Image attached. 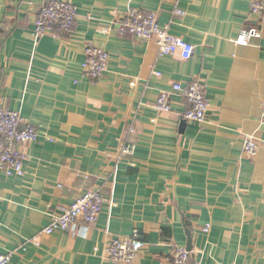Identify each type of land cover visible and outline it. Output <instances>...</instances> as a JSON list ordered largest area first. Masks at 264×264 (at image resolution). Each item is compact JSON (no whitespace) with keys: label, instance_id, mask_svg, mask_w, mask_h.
<instances>
[{"label":"crops","instance_id":"crops-1","mask_svg":"<svg viewBox=\"0 0 264 264\" xmlns=\"http://www.w3.org/2000/svg\"><path fill=\"white\" fill-rule=\"evenodd\" d=\"M46 1L0 0V109L39 130L22 148L24 175L0 171V255L123 264L107 246L139 235L133 264H174L176 248L202 264H264V13L251 8L264 0H61L77 9L74 32L37 38ZM132 9L155 14L194 48L191 58L120 36L116 22ZM254 29L260 38L236 43ZM87 45L110 55L95 83L84 76ZM195 81L210 105L202 124L183 118L186 99L173 91ZM162 92L170 113L155 109ZM91 190L104 198L95 224L42 234Z\"/></svg>","mask_w":264,"mask_h":264},{"label":"built area","instance_id":"built-area-1","mask_svg":"<svg viewBox=\"0 0 264 264\" xmlns=\"http://www.w3.org/2000/svg\"><path fill=\"white\" fill-rule=\"evenodd\" d=\"M251 8L253 14L264 13V3L254 2ZM76 10L75 5L67 1L47 0L35 19L33 35L37 38L48 35L56 39L70 35L75 30ZM116 23L118 33L122 37L129 36L145 42L154 41L159 47L162 57L180 53L183 59L188 60L194 53V48L189 43L173 36L167 27L161 26L155 14L132 9ZM2 26L0 22V31ZM260 37L261 33L255 29L243 30L236 43L247 46L252 39ZM85 56L84 76L94 83L98 82L108 69L110 55L103 49L87 45ZM156 76L161 75L157 73ZM173 91L183 95L186 99L187 110L183 118L187 122L202 124L207 120L210 105L206 99L204 85L198 81L191 83L186 88L175 84ZM155 109L158 113L171 112V103L167 93H160ZM38 138L39 130L35 125L25 121L15 111L0 109V171L7 177H22L26 159L22 148L37 141ZM243 144L245 153L253 155L256 152L257 143L252 137H245ZM125 153L129 154L133 151L125 149ZM103 206L102 192L100 190L88 191L79 197L73 205L57 212L42 234L74 233L81 225L95 224L102 213ZM209 230L210 226L207 225L204 232L208 233ZM144 247L145 244L140 240L139 235H134L131 239L114 240L106 249L112 261L133 264ZM190 256L191 254L186 249L176 248L173 251V263L202 264L199 261H191ZM10 258V255H0V264H9Z\"/></svg>","mask_w":264,"mask_h":264}]
</instances>
